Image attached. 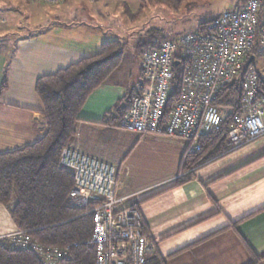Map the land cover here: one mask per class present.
<instances>
[{"label": "crops", "instance_id": "0c3cea01", "mask_svg": "<svg viewBox=\"0 0 264 264\" xmlns=\"http://www.w3.org/2000/svg\"><path fill=\"white\" fill-rule=\"evenodd\" d=\"M35 31L17 37L8 49L0 48V84L6 76L0 91V153L32 143L47 132L35 90L39 77L95 55L103 42L118 39L114 32L87 20L57 21ZM140 64L136 70L125 68L121 60L88 96L70 143L116 166L120 205L139 206L144 229L165 264H222L223 260L226 264L227 246L237 253L232 264H250L244 243L256 254L264 253V135L202 164L172 186L180 174L186 140L128 131L110 120L116 105L124 107L120 102L136 86ZM144 140L161 147L165 158L158 167L165 173L153 182L136 183L127 168ZM17 230L8 209L0 204V237Z\"/></svg>", "mask_w": 264, "mask_h": 264}, {"label": "built area", "instance_id": "2783aa9c", "mask_svg": "<svg viewBox=\"0 0 264 264\" xmlns=\"http://www.w3.org/2000/svg\"><path fill=\"white\" fill-rule=\"evenodd\" d=\"M58 4L65 0H28ZM258 48L264 73V12L260 0H245L224 10L197 31L174 34L144 51L141 69L145 87L135 94L118 125L138 133H160L186 140V153L200 148L199 138L220 128L225 111L215 105L220 91L240 78V111L228 130L230 149L264 135V97L258 93V64L252 48ZM251 62H255L252 64ZM173 67L180 83L171 107ZM60 164L73 177L68 198L84 213H91L95 247L93 264H145L154 250L144 233L139 206L120 205L117 168L82 152L72 143L62 148ZM183 174V173H182ZM180 174L179 176H181ZM17 247L26 241L19 233L5 235ZM42 264H60L66 248L34 246Z\"/></svg>", "mask_w": 264, "mask_h": 264}, {"label": "trees", "instance_id": "16d2710c", "mask_svg": "<svg viewBox=\"0 0 264 264\" xmlns=\"http://www.w3.org/2000/svg\"><path fill=\"white\" fill-rule=\"evenodd\" d=\"M148 1L158 3V0ZM159 1L175 3L177 6L182 0ZM260 2L261 11L264 12V0ZM56 21L59 22V19ZM208 21L210 20L200 23L195 31ZM34 32L36 33L33 31L28 34ZM156 35H159L158 29L149 34L146 41L137 43L139 55L158 47L160 42L172 36ZM124 47L125 44L118 39L105 41L97 54L82 58L36 80L35 90L43 104L42 114L48 127L47 132L32 143L0 153V204L8 209L18 227L20 239L26 241V245L17 247L9 238L0 237V264H42L41 256L33 249L35 245L44 249L66 248V255L60 260V264H93L95 247L89 243L93 232V218L91 213H84V210L94 204H89L85 209H78L71 204L68 195L73 185V177L60 164V153L77 133L79 110L88 96L120 64ZM251 52L255 58L259 55L256 47ZM257 73L258 93L264 97V73L259 69ZM179 74V68L173 67V90L168 109L178 92ZM143 79L140 64L136 86L129 89L120 102L125 103L124 107L116 105L111 121H118L129 108L132 97L142 91L145 87ZM240 80L238 78L229 83L217 95L215 105L225 111L221 126L199 138L198 150L186 153L184 149L179 169V172L184 173L180 178H175L172 186L185 181L202 164L231 151L228 130L234 116L240 111ZM5 86L4 74L0 91ZM143 231L147 233L145 229ZM244 245L252 260L250 264H264V253L256 254L246 243ZM145 264L165 262L154 249Z\"/></svg>", "mask_w": 264, "mask_h": 264}, {"label": "rangeland", "instance_id": "374dc122", "mask_svg": "<svg viewBox=\"0 0 264 264\" xmlns=\"http://www.w3.org/2000/svg\"><path fill=\"white\" fill-rule=\"evenodd\" d=\"M244 1L182 0L180 5L175 6V3L159 0L158 3L148 0H66L58 4L0 0V48L8 49L7 46H12L17 37L44 28L48 23L56 24L54 19L59 15L55 12L71 11L66 15L61 14L59 22L71 24L87 20L114 32L115 37L125 44L123 66H132L136 70L143 53L139 55L137 43L146 41L154 30L158 29L159 35L192 32L200 23ZM255 62L261 70L263 61L259 55H256ZM160 148L157 143L141 141L132 153V161L128 163L129 178L134 177L137 183L153 182L163 176L165 168H159L158 164L164 160L165 154ZM179 175L177 177L180 178ZM226 248L223 252L225 263L232 264L237 260V253L228 246Z\"/></svg>", "mask_w": 264, "mask_h": 264}]
</instances>
